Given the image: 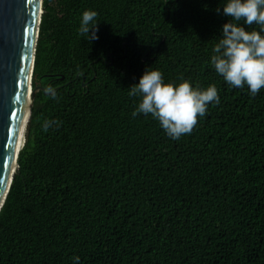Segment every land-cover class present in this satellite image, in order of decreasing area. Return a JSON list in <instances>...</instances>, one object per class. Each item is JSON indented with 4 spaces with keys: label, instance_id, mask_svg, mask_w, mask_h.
Wrapping results in <instances>:
<instances>
[{
    "label": "trees",
    "instance_id": "obj_1",
    "mask_svg": "<svg viewBox=\"0 0 264 264\" xmlns=\"http://www.w3.org/2000/svg\"><path fill=\"white\" fill-rule=\"evenodd\" d=\"M223 3L43 0L32 87L56 91L31 107L0 264H264V88L252 96L211 66ZM88 9L91 42L78 34ZM146 67L214 83L220 103L172 139L132 115Z\"/></svg>",
    "mask_w": 264,
    "mask_h": 264
},
{
    "label": "clouds",
    "instance_id": "obj_2",
    "mask_svg": "<svg viewBox=\"0 0 264 264\" xmlns=\"http://www.w3.org/2000/svg\"><path fill=\"white\" fill-rule=\"evenodd\" d=\"M223 15L229 19L213 47L211 66L229 86H247L255 96L264 88V0H224ZM97 16L92 9L82 13L78 34L89 42L98 39ZM254 24L259 29L252 27ZM128 95L139 98L133 117L140 113L151 115L172 139L190 134L198 118L206 115L209 104L220 103L214 83L207 87L197 83L193 87L183 76L179 83L165 82L161 70L149 67L139 82L130 86ZM55 123L46 120L44 130ZM74 260L79 264V256Z\"/></svg>",
    "mask_w": 264,
    "mask_h": 264
},
{
    "label": "water",
    "instance_id": "obj_3",
    "mask_svg": "<svg viewBox=\"0 0 264 264\" xmlns=\"http://www.w3.org/2000/svg\"><path fill=\"white\" fill-rule=\"evenodd\" d=\"M42 13L43 0H0V211L19 171L35 95L56 91L32 87Z\"/></svg>",
    "mask_w": 264,
    "mask_h": 264
}]
</instances>
